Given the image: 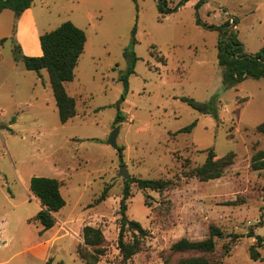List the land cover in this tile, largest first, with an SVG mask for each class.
Returning a JSON list of instances; mask_svg holds the SVG:
<instances>
[{"label": "rangeland", "instance_id": "1", "mask_svg": "<svg viewBox=\"0 0 264 264\" xmlns=\"http://www.w3.org/2000/svg\"><path fill=\"white\" fill-rule=\"evenodd\" d=\"M164 2L161 13L157 0H33L41 34L71 21L86 41L73 79L64 83L76 109L65 123L45 68L38 73L19 62L0 79V264H89L78 250L94 254V264L165 258L173 264L199 253H172L170 245L205 238L211 224L223 234L205 254L214 264H264L248 251L256 242L250 230L264 239V169L250 168L253 153L264 150V133L257 130L264 121V79L223 87L216 29L228 20L245 52H257L264 46V0ZM5 14L0 18L7 23ZM11 26L12 19L9 33ZM15 44L12 35L0 37V67ZM131 52L136 59L128 73ZM181 97L216 99L217 117ZM116 125L121 156L108 143ZM210 148L217 157L234 152V163L216 179L189 177ZM33 176L56 178L65 200L48 229L34 217L41 206L29 190ZM130 178L170 179L173 186L140 189ZM125 190V214L145 230L128 259L118 248ZM84 225L102 231L100 252L84 243ZM133 232L126 229L124 239L132 240ZM258 250L264 256V240Z\"/></svg>", "mask_w": 264, "mask_h": 264}, {"label": "trees", "instance_id": "2", "mask_svg": "<svg viewBox=\"0 0 264 264\" xmlns=\"http://www.w3.org/2000/svg\"><path fill=\"white\" fill-rule=\"evenodd\" d=\"M137 1V0H133ZM186 1V0H185ZM33 0H0V12L4 8H9L13 11L15 19L21 13L31 6ZM159 12H166L164 0H157ZM15 28V25H14ZM218 32L217 40V62L221 67V81L225 89L237 86L246 78L264 79V46L253 54L246 53L242 43L237 39L230 29L229 21L223 22L216 27ZM14 35V33H13ZM42 54L40 56L24 55L19 45L13 46V57L15 60H21L28 70L39 71L45 68L48 72L49 82L57 107L59 119L62 123L67 122L76 114L75 99L67 94L64 83L70 81L74 76V68L78 58L84 50L86 41L85 32L77 27L71 21H65L56 28L44 32L39 37ZM132 53V52H131ZM126 54H128L126 52ZM136 57L132 53V63L128 73L132 72L133 63ZM127 73V74H128ZM127 74L122 77L125 89H127ZM181 100L191 108L202 114H211L217 117L218 105L216 99L200 101L191 97H181ZM120 115L115 118V123L119 122ZM195 122L182 128L180 131H189ZM257 130L264 133V121L257 125ZM123 147H118L119 155L122 154ZM235 154L230 151L223 156L217 157L212 148L208 149L205 161L191 168L188 172L189 177H196L199 181H208L219 178L224 171L234 163ZM250 168L252 170L264 169V150H256L251 156ZM128 183L135 182L140 189L161 190L165 187L173 186L170 179H146V178H130ZM30 192L39 200L40 209L35 214L37 219L44 229L52 227L55 223L53 213L64 206L65 200L60 192V183L56 178L33 176L29 181ZM107 188L103 190L101 195L96 199L97 202L106 197ZM264 192V186H263ZM128 196L125 190L123 199L120 202V230L118 234V248L123 259L130 258L140 249V236L145 234L144 228L140 222L128 219L125 210V199ZM230 204H236V201H231ZM130 229L133 232L132 240L124 239V231ZM137 233V234H136ZM84 243L91 247L93 251L100 252V245L103 243L102 231L91 225H84L82 229ZM222 231L215 225L209 226L208 235L200 240H189L182 237L174 241L170 245L172 253H199L196 256H187L178 259L173 264H214L205 254L212 253L215 250L214 238H221ZM248 236L254 237L255 243L248 248L249 255L253 259L264 261V256L258 250L263 244V237L254 235L250 230ZM80 255L89 263L94 264L97 257L94 254L78 250ZM92 257L90 259V257ZM168 264L165 258L162 263Z\"/></svg>", "mask_w": 264, "mask_h": 264}, {"label": "crops", "instance_id": "3", "mask_svg": "<svg viewBox=\"0 0 264 264\" xmlns=\"http://www.w3.org/2000/svg\"><path fill=\"white\" fill-rule=\"evenodd\" d=\"M32 4L30 7L25 9L21 15L15 19L14 13L9 8H4L0 14L5 12V16L7 19V23H4L5 20L0 18V37L4 35L14 36L17 42V45H19L21 52L24 55L27 56H40L42 54V49L39 41V37L41 34V30L39 28V23L37 19L35 18V12L32 8ZM11 11L12 14H9ZM12 19V26L10 27V33H9V23ZM42 23V22H41ZM15 25V28H14ZM7 32V33H6ZM14 33V35H13ZM85 45V44H84ZM9 50H11V45L9 46ZM22 62L21 60H15L13 57L10 58V61L7 60V62L4 65H1L0 69V79L5 80L8 78V75L18 69L20 66H18V63ZM23 63V62H22ZM24 65V64H23ZM4 66V67H3ZM25 67V66H24ZM5 68V72L1 74V70ZM28 70V69H27ZM40 72V71H39ZM258 80V79H256ZM50 85V82H49ZM34 86H37V82H34ZM51 87V86H50ZM36 98V97H34ZM28 99L27 101H29ZM8 236L4 237L7 238ZM254 238V237H252Z\"/></svg>", "mask_w": 264, "mask_h": 264}, {"label": "water", "instance_id": "4", "mask_svg": "<svg viewBox=\"0 0 264 264\" xmlns=\"http://www.w3.org/2000/svg\"><path fill=\"white\" fill-rule=\"evenodd\" d=\"M120 126L116 125L108 136V143L116 150H118L117 136L119 134ZM119 173L124 177L128 178L129 175L126 172L125 166H121Z\"/></svg>", "mask_w": 264, "mask_h": 264}]
</instances>
